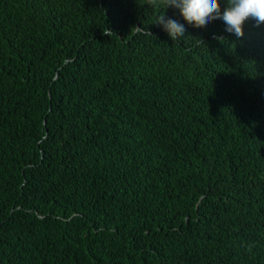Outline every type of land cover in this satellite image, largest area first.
Here are the masks:
<instances>
[{"label": "trees", "instance_id": "16d2710c", "mask_svg": "<svg viewBox=\"0 0 264 264\" xmlns=\"http://www.w3.org/2000/svg\"><path fill=\"white\" fill-rule=\"evenodd\" d=\"M159 11L183 37L146 0H0V264H264V138L190 112L194 73L264 79V23Z\"/></svg>", "mask_w": 264, "mask_h": 264}, {"label": "clouds", "instance_id": "9594fccd", "mask_svg": "<svg viewBox=\"0 0 264 264\" xmlns=\"http://www.w3.org/2000/svg\"><path fill=\"white\" fill-rule=\"evenodd\" d=\"M157 10L153 21L163 27L171 40H179L185 34V27L174 19H165L163 11L169 6L178 9L184 21L194 27H204L214 19H221L225 30L237 37L243 36V23L251 18L256 25L264 23V0H226L221 11L218 0H146ZM142 30L141 27H136ZM108 35L107 32H104ZM149 34H151L149 32ZM224 40L223 37H216ZM194 73V72H189ZM206 76L203 90L190 105V112L202 124L227 119L231 126L254 140L264 138V79L261 64L240 68H227L220 72L194 73ZM264 251V250H263Z\"/></svg>", "mask_w": 264, "mask_h": 264}]
</instances>
